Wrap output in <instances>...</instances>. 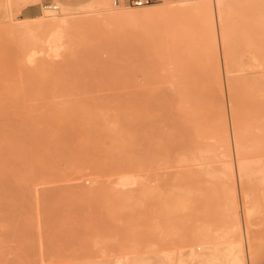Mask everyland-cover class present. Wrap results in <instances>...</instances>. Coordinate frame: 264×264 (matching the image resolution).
Listing matches in <instances>:
<instances>
[{
  "label": "rangeland",
  "instance_id": "rangeland-1",
  "mask_svg": "<svg viewBox=\"0 0 264 264\" xmlns=\"http://www.w3.org/2000/svg\"><path fill=\"white\" fill-rule=\"evenodd\" d=\"M179 1L193 2L3 0L0 264H245L264 243V0ZM31 2L38 17L70 15L60 54L41 44L38 17L19 15ZM154 5L151 17L96 13ZM155 51L170 75L137 74ZM179 90L193 97L183 115Z\"/></svg>",
  "mask_w": 264,
  "mask_h": 264
},
{
  "label": "bare ground",
  "instance_id": "bare-ground-1",
  "mask_svg": "<svg viewBox=\"0 0 264 264\" xmlns=\"http://www.w3.org/2000/svg\"><path fill=\"white\" fill-rule=\"evenodd\" d=\"M104 0H97V2H98V4L99 5H103V2ZM193 2H190L189 3V1H179V4L178 5H172L171 6V8H174V9H184V8H192V7H198V8H205V7H211L212 5H215V6H218V5H220V3L221 2H223L224 0H213V1H207V0H192ZM178 3V2H177ZM113 4V3H112ZM151 8H148L147 10H135V11H131V12H126L124 9H113V8H100V9H98V10H96V13L98 14V15H102V13H104V12H107L108 14H109V16H111V17H113V18H115V19H117V20H124V19H126L129 15L131 16V15H134V16H142V17H151V16H153L157 11H158V9H159V7H156L155 5L154 6H150ZM60 9V6H53V7H45L44 8V11H45V16H46V18H47V16H51V19H44L45 17L44 16H42V17H38V18H36L35 20L37 21L36 23V27H38V28H45V30H44V32H43V35H41V44L43 43V44H45V46H47V48L49 49V51H51V52H56V54H58L59 52H58V50L61 48V42H62V39H63V37H64V29L66 28V27H68V25H69V14L67 13V10H66V8H62L63 10H59ZM54 11H58V13H56V14H53L54 13ZM171 17V16H170ZM49 18V17H48ZM152 21V23L154 24V25H157V24H160V27L162 28V21L161 20H151ZM71 23V22H70ZM146 26V25H145ZM147 26H148V24H147ZM158 27H159V25H158ZM27 34V36H28V38L30 39V40H36V36H35V34H33L34 32H32L31 30L30 31H28V32H26ZM64 42V41H63ZM65 44V43H64ZM152 51H154V50H152ZM33 52H35V51H33ZM58 52V53H57ZM155 52H157V51H155ZM40 53V52H39ZM126 53H127V51H126ZM154 53V52H153ZM158 53V55H155V56H152V57H150V56H148V55H141V57H140V59H139V61L141 62V64L139 65V71L137 72V74H144V73H163L164 74V76H162L163 78H166L168 75H170V74H165V72H169V70L167 71V70H165V71H163L165 68H167L168 66H167V59H165L166 60V63L164 62V63H162V52L161 51H159V52H157ZM165 53V52H164ZM36 54V53H35ZM60 54V53H59ZM120 54V53H119ZM122 54V53H121ZM121 54H120V56H121ZM55 55V54H54ZM117 55V54H116ZM115 55V56H116ZM36 56H37V54H36ZM49 56V55H48ZM125 56V55H124ZM29 58H31V56H29ZM183 59V58H182ZM202 59H204V58H202ZM187 60V59H186ZM164 61V60H163ZM171 61H173V60H171ZM48 63H49V61H48ZM187 63V62H186ZM189 63H191V61H189ZM195 63V62H194ZM51 64V63H50ZM162 64H165L164 66H162ZM178 64H180L181 65V63H178ZM180 65H179V67H180ZM167 66V67H166ZM172 66V65H171ZM194 66V65H193ZM192 66V67H193ZM184 67V66H183ZM190 67H191V65H190ZM104 68V67H103ZM164 68V69H163ZM102 69V68H101ZM131 69V67H129V70ZM163 69V70H162ZM168 69V68H167ZM192 69H194V68H192ZM128 70V71H129ZM172 70V69H171ZM198 70V69H197ZM104 71V70H103ZM107 71V70H106ZM160 71V72H159ZM195 71V70H194ZM172 72V71H171ZM186 73H188L189 71H185ZM196 72V71H195ZM175 73V72H174ZM190 73H192V72H189L188 73V75L190 74ZM99 74V73H98ZM129 74H133L134 75V73H132V72H130ZM161 75V74H160ZM167 75V76H166ZM172 75L174 76V74L172 73ZM187 75V74H186ZM186 75H184V77L186 76ZM182 78V77H181ZM165 80V79H164ZM167 80H168V78H167ZM180 80V79H179ZM169 81V82H168ZM168 81H166L165 83L167 84V82L168 83H171L170 82V80H168ZM187 81V79L185 80V82ZM174 82H176V81H174ZM180 82V81H179ZM178 82V83H179ZM189 82V81H188ZM163 83V82H162ZM177 83V82H176ZM187 83V82H186ZM175 84V83H174ZM180 84V83H179ZM189 84H190V82H189ZM187 85V84H186ZM192 85V84H191ZM175 86H178V85H175ZM163 87V86H162ZM189 87H191L190 85L188 86V88ZM164 88V87H163ZM162 89V88H161ZM187 89V88H186ZM191 89V88H190ZM175 90V89H174ZM176 90H178V89H176ZM179 91H181V90H179ZM164 92V91H163ZM175 92H177V91H175ZM174 92V93H175ZM182 92V91H181ZM181 92H178L177 94H175L176 95V97H177V95L179 96V97H181V98H183V101H184V103H183V101L181 102V101H179V100H176V101H178L177 103H179L178 104V106L176 105V101H174V103H171V104H174L176 107H180V109H182L183 110V112L181 111V113H182V115H183V113H185L186 111L187 112H189V110L187 109L188 107H190V106H187V103H188V105H189V100L188 99H190L191 101L193 100V97H191V93L189 94L188 93V95H190V96H188L187 97V95L184 93V91L182 92V93H184V94H180ZM165 93V92H164ZM163 93V94H164ZM167 93V92H166ZM181 95V96H180ZM186 95V96H185ZM164 96H165V94H164ZM163 96V97H164ZM167 96V95H166ZM184 96V97H183ZM173 97V96H172ZM171 97V98H172ZM185 97H186V100H185ZM170 98V99H171ZM188 98V99H187ZM168 99V98H167ZM174 99V98H173ZM162 100H163V98H162ZM185 101H187V102H185ZM190 101V103H191V105H193L192 103L193 102H191ZM163 102H165V103H163ZM167 102L168 101H166V100H163L162 101V103L165 105V106H168V104H167ZM170 103V102H169ZM183 103V104H182ZM182 104V105H181ZM185 104V105H184ZM170 105V104H169ZM173 105V106H174ZM172 106V107H173ZM183 106V107H182ZM184 106H187L186 107V109L184 110L183 108H184ZM177 108V109H178ZM175 109V108H174ZM179 109V110H180ZM178 112V111H177ZM175 113V112H174ZM166 115L165 117H164V119L167 117V115H170V114H167V113H163L162 112V118H163V115ZM178 114V113H177ZM185 114H187V113H185ZM189 114H191V113H189ZM179 115V114H178ZM193 115V114H192ZM187 116V115H186ZM169 117V116H168ZM168 117H167V119H168ZM170 117H173V116H170ZM184 117V116H183ZM182 118V117H181ZM174 119V118H173ZM177 119V121L179 120V117L178 118H176ZM175 119V120H176ZM182 119H184V118H182ZM183 121V120H182ZM171 122V121H170ZM172 122H174V121H172ZM192 122V121H191ZM190 123V122H189ZM163 125L165 126V124L163 123ZM166 125H167V123H166ZM3 123L0 121V188H1V186H2V183H3V179H4V174H5V164H4V160H3V148H4V138H3ZM46 133L47 132H50V131H45ZM65 132V131H64ZM73 133V132H72ZM62 134V133H61ZM65 134V133H64ZM66 135V134H65ZM69 135V134H68ZM175 135V134H174ZM177 135V134H176ZM175 135V136H176ZM178 137V136H177ZM12 148V147H11ZM17 149V148H16ZM168 150V149H167ZM246 163H248V162H242L241 163V165L242 166H240V167H238V168H244L245 167V165H246ZM259 164L260 162H258V161H251V164ZM238 164V163H237ZM12 166H10L7 170H8V173H9V176H12V174H13V172H11L12 171ZM255 172V171H254ZM256 173L259 175V177H261V180L263 181V179H264V165L261 167L260 166V168L258 169V170H256ZM257 174H254V175H257ZM31 173L30 172H24L22 175H21V178H20V184H22L23 186H29L30 185V183H31ZM256 177V176H255ZM257 178V177H256ZM258 179V178H257ZM123 181H124V179H123ZM1 199H2V193L0 192V219H1V217H2V214H3V210H2V207H1ZM0 222H1V220H0ZM2 222L0 223V232L4 229V228H1L2 227ZM5 227V226H4ZM5 233V232H4ZM9 233H13L12 231H10ZM14 234V233H13ZM1 236V235H0ZM4 238V237H3ZM203 239V238H202ZM262 239V238H261ZM205 240H207V239H205ZM243 240H247V239H241L239 242H238V245H240V243H242V241ZM206 242H208V241H206ZM232 242V241H231ZM209 243V242H208ZM2 242L0 241V249L2 248ZM203 246H204V244H206V243H201ZM261 244V243H260ZM202 245H198V246H196L195 248H196V250H198V251H200L201 249H202ZM231 245L232 244H228V245H226V247H227V250L228 251H231ZM213 246V245H212ZM208 246V245H206V246H204L203 248H208V249H217V245L216 246ZM228 246H230V247H228ZM256 246H258V245H256ZM252 250V253H251V251H249L250 253H251V260H250V256H249V252H248V254H246V260L247 261H245V264H246V262H247V264L249 263L250 264V261H252V258H253V256H254V254L256 253V249H255V247H253V248H251ZM0 251H2V250H0ZM0 256H1V253H0ZM198 256H200V255H198ZM230 256L233 258L234 257V255H232V254H230ZM130 257V256H129ZM202 257H207V256H203L202 255ZM120 259V258H119ZM126 260H117V263L116 264H124V262H125ZM235 261H237V264H243V257H237L231 264H235ZM1 262V261H0ZM3 263V262H2ZM125 264H126V262H125Z\"/></svg>",
  "mask_w": 264,
  "mask_h": 264
},
{
  "label": "crops",
  "instance_id": "crops-1",
  "mask_svg": "<svg viewBox=\"0 0 264 264\" xmlns=\"http://www.w3.org/2000/svg\"><path fill=\"white\" fill-rule=\"evenodd\" d=\"M2 3H3V0H0V13L1 11H3ZM35 4L37 3L31 2L29 5L27 4V6L23 7L20 10L19 15L23 17L22 19H31V18L38 17L40 10L38 7L34 6ZM205 264H218V260H209ZM251 264H264V243L256 251Z\"/></svg>",
  "mask_w": 264,
  "mask_h": 264
},
{
  "label": "built area",
  "instance_id": "built-area-1",
  "mask_svg": "<svg viewBox=\"0 0 264 264\" xmlns=\"http://www.w3.org/2000/svg\"><path fill=\"white\" fill-rule=\"evenodd\" d=\"M153 0H113L114 7L134 6L145 7L150 5Z\"/></svg>",
  "mask_w": 264,
  "mask_h": 264
}]
</instances>
